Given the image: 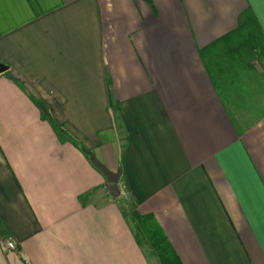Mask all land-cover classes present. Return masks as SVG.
<instances>
[{
    "label": "crops",
    "instance_id": "0c3cea01",
    "mask_svg": "<svg viewBox=\"0 0 264 264\" xmlns=\"http://www.w3.org/2000/svg\"><path fill=\"white\" fill-rule=\"evenodd\" d=\"M247 9L264 33V0H0V264H162L128 196L183 264H264Z\"/></svg>",
    "mask_w": 264,
    "mask_h": 264
},
{
    "label": "trees",
    "instance_id": "16d2710c",
    "mask_svg": "<svg viewBox=\"0 0 264 264\" xmlns=\"http://www.w3.org/2000/svg\"><path fill=\"white\" fill-rule=\"evenodd\" d=\"M245 17L244 23L227 35L230 39L229 46H232L233 52L239 54L245 50V56L248 54L247 47L251 48L253 54L258 53L259 56H264V33L256 15L251 9H247ZM42 112L43 116L50 119L60 131L66 132V129L51 117L45 107L42 108ZM137 217L160 256L162 264H183L155 216L152 213L138 212Z\"/></svg>",
    "mask_w": 264,
    "mask_h": 264
},
{
    "label": "rangeland",
    "instance_id": "374dc122",
    "mask_svg": "<svg viewBox=\"0 0 264 264\" xmlns=\"http://www.w3.org/2000/svg\"><path fill=\"white\" fill-rule=\"evenodd\" d=\"M247 66L245 67V75H243L244 82H251V84L258 89V97L260 100L264 97V56H259L258 53L253 54L251 48L247 47ZM251 52V53H250ZM249 89V88H248ZM128 217L133 221L134 226L137 228L138 234L145 238L146 234L142 228L139 218L135 214L134 204L128 196ZM140 224V225H139ZM144 241V240H143Z\"/></svg>",
    "mask_w": 264,
    "mask_h": 264
},
{
    "label": "water",
    "instance_id": "95a60500",
    "mask_svg": "<svg viewBox=\"0 0 264 264\" xmlns=\"http://www.w3.org/2000/svg\"><path fill=\"white\" fill-rule=\"evenodd\" d=\"M8 65L0 61V72L6 70ZM94 163L104 172L107 177L106 185L110 190V193L114 196H118L120 194V188L118 185V180L120 177V170H113L102 163L98 158H93Z\"/></svg>",
    "mask_w": 264,
    "mask_h": 264
},
{
    "label": "built area",
    "instance_id": "2783aa9c",
    "mask_svg": "<svg viewBox=\"0 0 264 264\" xmlns=\"http://www.w3.org/2000/svg\"><path fill=\"white\" fill-rule=\"evenodd\" d=\"M5 243H6V245H7L8 247H11V248L16 246L14 239L11 238V237H8V238L6 239V241H5Z\"/></svg>",
    "mask_w": 264,
    "mask_h": 264
}]
</instances>
